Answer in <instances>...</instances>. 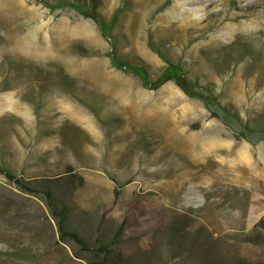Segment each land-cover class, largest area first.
Listing matches in <instances>:
<instances>
[{
    "label": "rangeland",
    "instance_id": "1",
    "mask_svg": "<svg viewBox=\"0 0 264 264\" xmlns=\"http://www.w3.org/2000/svg\"><path fill=\"white\" fill-rule=\"evenodd\" d=\"M0 0V264H264V141L174 82L155 44L264 129V0Z\"/></svg>",
    "mask_w": 264,
    "mask_h": 264
},
{
    "label": "trees",
    "instance_id": "2",
    "mask_svg": "<svg viewBox=\"0 0 264 264\" xmlns=\"http://www.w3.org/2000/svg\"><path fill=\"white\" fill-rule=\"evenodd\" d=\"M67 4H73V6L77 8L85 17L93 19L101 26L106 36L108 35L111 25L113 24L112 21L106 23L96 11L86 6L70 3L65 0H61L60 2V5ZM151 48L166 63L164 69L160 71L155 79H152V75L145 65L140 63H132L131 65L130 63H125L114 52L111 54L112 64L117 68L133 71L141 77L144 86L150 89L156 90L168 82H174L188 97L203 102L206 108L215 118L220 119L225 125L232 128L238 135H240L250 144L257 145L259 142L264 141V129L251 128L247 123H244L237 113H234L232 110H230L228 106L221 104L208 87L200 86L198 81L189 78L184 71V68L176 61L167 57L158 46H156L154 43H151ZM0 172H4L10 180L15 181L21 188L42 194L52 215L57 219V229L60 239L63 241L70 239L78 244L81 249L90 251L88 249L89 246L77 233L66 229L64 225L66 215L65 211L64 209L57 208L55 204L54 193L49 190L48 187L39 188L35 185V182L29 183L22 178L16 177L12 172L7 170H0ZM106 249L107 247L105 246L100 247L102 258L93 262V264L107 263L108 256L105 255L107 254L105 252Z\"/></svg>",
    "mask_w": 264,
    "mask_h": 264
}]
</instances>
